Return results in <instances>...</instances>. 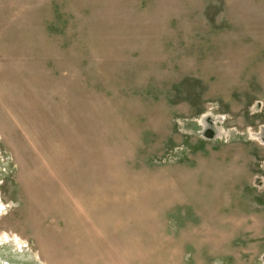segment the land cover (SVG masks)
<instances>
[{
  "label": "rangeland",
  "instance_id": "1",
  "mask_svg": "<svg viewBox=\"0 0 264 264\" xmlns=\"http://www.w3.org/2000/svg\"><path fill=\"white\" fill-rule=\"evenodd\" d=\"M0 264H264V0H0Z\"/></svg>",
  "mask_w": 264,
  "mask_h": 264
},
{
  "label": "crops",
  "instance_id": "2",
  "mask_svg": "<svg viewBox=\"0 0 264 264\" xmlns=\"http://www.w3.org/2000/svg\"><path fill=\"white\" fill-rule=\"evenodd\" d=\"M128 218H129V220H132V219H134V216H130ZM126 223H128L130 226L132 222L127 220ZM126 223H125V221L122 222V224H124V225ZM102 233H103V231H102ZM102 233L100 234V237H102ZM91 236H94V238L98 237L97 232L95 231V234H93V232H92ZM128 236H130V238H128ZM123 237H124V235H123ZM124 238L126 239V242L122 245V249L127 250L126 253H129V254H127V256H128V258H130L132 260L137 256L134 253V252H137V232H136V230H133L131 233H128L127 236ZM95 248H98V247H95Z\"/></svg>",
  "mask_w": 264,
  "mask_h": 264
}]
</instances>
